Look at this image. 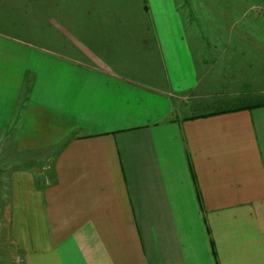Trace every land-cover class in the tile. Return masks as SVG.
Masks as SVG:
<instances>
[{
	"label": "crops",
	"instance_id": "1",
	"mask_svg": "<svg viewBox=\"0 0 264 264\" xmlns=\"http://www.w3.org/2000/svg\"><path fill=\"white\" fill-rule=\"evenodd\" d=\"M53 1L39 35L0 17V139H60L49 172L0 159L6 264H264V104L182 113L205 71L174 0Z\"/></svg>",
	"mask_w": 264,
	"mask_h": 264
},
{
	"label": "rangeland",
	"instance_id": "2",
	"mask_svg": "<svg viewBox=\"0 0 264 264\" xmlns=\"http://www.w3.org/2000/svg\"><path fill=\"white\" fill-rule=\"evenodd\" d=\"M57 1L66 2L65 0L53 2ZM15 2L27 6L28 10L6 11L9 3ZM174 2L177 4L179 18L183 19L185 32L192 35L195 41L192 46L197 53L195 54L197 64L202 67L203 72L205 71L199 75V79L203 80L201 85L203 90L193 91L192 95L195 97L183 100L186 106L181 107L182 113L189 115L220 109L221 105L217 106L220 100L233 99L240 104L245 102V98L248 102L264 99V0H174ZM39 3L40 0H0V4L7 5L0 11V17L4 13L16 15L14 18L10 17L16 22V27L30 24L29 34L39 35L41 20ZM18 14L21 15L17 18ZM18 29L16 28L17 32L21 33ZM46 77L51 80L47 82L51 103L64 102L65 109L66 104L71 105L74 99V102L78 101V111L83 108L85 89L73 93V76ZM145 77H149L150 81L157 76ZM236 91L239 96L234 95ZM58 97H62L63 101ZM67 108L65 110H68ZM12 141L11 138L0 139V153L4 149L0 154L1 167L10 169L28 166L49 172L60 139L58 145L46 143L40 145L33 140L31 147L25 149V154H17L21 150L15 149ZM14 151L17 153L14 154ZM8 190L9 187L0 184V243L6 234V225L3 224L6 223L4 218ZM6 262L7 257L0 251V264Z\"/></svg>",
	"mask_w": 264,
	"mask_h": 264
},
{
	"label": "trees",
	"instance_id": "3",
	"mask_svg": "<svg viewBox=\"0 0 264 264\" xmlns=\"http://www.w3.org/2000/svg\"><path fill=\"white\" fill-rule=\"evenodd\" d=\"M264 104V99H256L254 100V105H263ZM236 109H241V107H235L234 110Z\"/></svg>",
	"mask_w": 264,
	"mask_h": 264
}]
</instances>
